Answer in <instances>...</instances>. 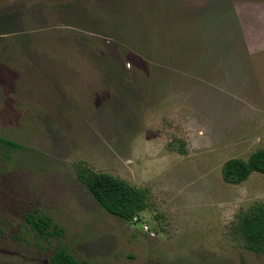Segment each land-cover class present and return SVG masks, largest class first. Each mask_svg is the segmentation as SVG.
Returning a JSON list of instances; mask_svg holds the SVG:
<instances>
[{
  "label": "rangeland",
  "instance_id": "1",
  "mask_svg": "<svg viewBox=\"0 0 264 264\" xmlns=\"http://www.w3.org/2000/svg\"><path fill=\"white\" fill-rule=\"evenodd\" d=\"M263 4L0 0V137L22 146L0 145V264L60 250L85 264H264L236 231L264 203V175L221 177L264 148V50H248L236 16L260 39ZM80 164L146 189L147 209L108 214ZM28 213L59 234L40 236Z\"/></svg>",
  "mask_w": 264,
  "mask_h": 264
},
{
  "label": "trees",
  "instance_id": "2",
  "mask_svg": "<svg viewBox=\"0 0 264 264\" xmlns=\"http://www.w3.org/2000/svg\"><path fill=\"white\" fill-rule=\"evenodd\" d=\"M0 145L11 150L22 149L21 145L1 137ZM75 173L98 205L110 215L129 222L148 207L146 189L136 188L109 174L96 173L82 164L75 168ZM254 173L264 175V148L257 149L246 160L229 159L221 169L222 180L229 185H239ZM25 221L42 237L59 234L56 225L48 216L28 213L25 215ZM236 231L244 240V248L247 251L264 255V203L252 204L247 210L239 212ZM50 262L51 264H85L77 261L64 250L55 252Z\"/></svg>",
  "mask_w": 264,
  "mask_h": 264
},
{
  "label": "crops",
  "instance_id": "3",
  "mask_svg": "<svg viewBox=\"0 0 264 264\" xmlns=\"http://www.w3.org/2000/svg\"><path fill=\"white\" fill-rule=\"evenodd\" d=\"M248 7H252L253 6V3H248L247 5ZM264 6V4H263ZM237 12V11H236ZM238 15L236 16H239L241 17V20H242V26H243V30L241 31V37L243 36L245 42H246V45L248 47V50L250 52H253L255 50H258V51H263L264 50V30L261 32V34H259V37L260 39H253V37L250 36V31L248 30V26H247V22L245 20L244 17H242V14L237 12ZM260 19V18H259ZM258 19V20H259ZM260 21L263 23V27H264V17L260 19Z\"/></svg>",
  "mask_w": 264,
  "mask_h": 264
}]
</instances>
